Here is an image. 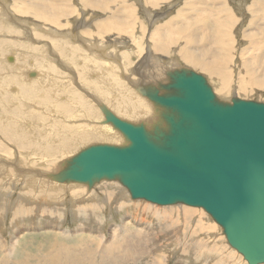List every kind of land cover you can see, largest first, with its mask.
Returning a JSON list of instances; mask_svg holds the SVG:
<instances>
[{
	"label": "rangeland",
	"instance_id": "374dc122",
	"mask_svg": "<svg viewBox=\"0 0 264 264\" xmlns=\"http://www.w3.org/2000/svg\"><path fill=\"white\" fill-rule=\"evenodd\" d=\"M27 1L45 2L50 6H57L66 17L55 21L53 25L55 28L51 30L57 28L64 32L54 37L50 33L49 22L43 19L37 20L30 10L24 15V19L28 20L27 23L31 21L27 26L20 20L4 21L0 7V87L3 86L5 91H11V87L12 89L16 87L18 93L28 102L27 107L24 105L26 109L19 103L7 109H0V161L12 162L9 165L0 162V264H248L240 253L229 246L220 226L202 208L184 204L164 206L143 199L133 200L130 199L126 188L118 181L102 180L90 189L84 184L76 185V183H70L68 188H64L65 183L54 186L52 180L46 178L48 176H42L58 172L61 163L87 146L102 143L121 145L126 141L122 136L121 141L117 140L113 143L96 134L95 129L90 126V123L97 124L93 121L95 118H90L92 121H88L87 117H84L88 111L93 116L103 115L93 99L88 100L89 98L86 99L82 94L81 97L77 89L72 87L80 102L83 101L82 98L87 101L77 113L72 106L62 100L68 92L65 87L48 86L40 89L36 94L32 88L21 83L17 69L24 70L35 66L33 69L36 72L51 77L58 70L56 60L64 56L60 60L69 63L76 77L82 79L85 72L84 63L89 62L94 54L89 45L77 41L76 35L79 33L89 40L92 39L87 32V26L79 27L76 33L73 29L76 23L103 24L114 21L134 26V32L144 27L146 32L140 41L146 47L150 42L147 32L151 26L153 28L154 25L169 22L172 29L194 27L212 20L217 16V12L223 14L222 17H226L227 21L223 29L232 33L236 40L233 43L235 61V53L237 52L238 55V51L240 53L241 49L249 45L247 41L250 40L249 37L255 38L256 34L251 33L259 27L264 28V13L260 16L254 11L259 0H169L168 5L160 3L147 7V10L154 15L153 18H157L153 25L146 23L141 0H131L136 6L130 0H68V4H63L59 0ZM7 2L6 6L9 5V9L10 5L15 6L14 0ZM224 5L225 8H222ZM160 10L163 12L157 14ZM14 16L19 17L15 14ZM73 21L75 23L70 25ZM33 23L40 24L42 30ZM26 26L29 30L27 28L24 30L23 27ZM67 26L73 27L72 31H68L70 35L65 31ZM246 30L250 34H246ZM100 38L103 42L112 39L106 33H102ZM57 41H61V51H58V48L55 50L54 44ZM127 41L131 43L129 39ZM42 42H49V48L42 45ZM24 45L27 48L23 47ZM252 47L250 49L257 53V50H254L256 48ZM74 49L79 53L73 52ZM9 57L12 59L9 60ZM127 60L130 62L129 58ZM178 65L174 70L182 66L181 63ZM246 70L247 67L240 75ZM194 72L204 75L198 71ZM233 72L234 75L237 74L236 66ZM62 75L68 77L70 73L68 71ZM252 79H257V70L256 74L252 75ZM129 92L126 90L118 93V90L112 89L108 93L112 96H110L112 102L117 104V115L131 123L144 121L143 123L151 125L153 123L151 119L142 120L143 118L135 113L140 114L143 108L147 111V105L142 107L143 101L132 99ZM111 93L117 96L113 97ZM250 94L240 95L241 98L239 95L235 97L264 103V86ZM139 95L150 102L155 111L152 102L140 93ZM105 96L107 98L106 94ZM232 96L234 95L228 98ZM132 107L135 108V112ZM19 113L22 118L16 123ZM63 115L67 117L74 115L75 120L78 119V124H82L84 129L64 130ZM22 121L25 122L24 125ZM42 122L47 123L45 129H42ZM86 123L88 124L84 125ZM38 128L42 133L37 132ZM67 145L69 146L66 147ZM40 160H44L43 166L36 162ZM15 165L19 169L27 170L16 169ZM33 169L40 170L39 177L33 179V176L28 174L31 178L26 176L23 178L20 175L22 172H32ZM78 186L82 187L81 191ZM91 190L93 193L88 198L79 199L82 193H89ZM167 207L169 211L166 215H162L161 212V215L156 213L159 209ZM184 208L194 211H182ZM140 220L145 223H141ZM99 235L104 237L99 239ZM222 258L225 260L222 261Z\"/></svg>",
	"mask_w": 264,
	"mask_h": 264
},
{
	"label": "water",
	"instance_id": "95a60500",
	"mask_svg": "<svg viewBox=\"0 0 264 264\" xmlns=\"http://www.w3.org/2000/svg\"><path fill=\"white\" fill-rule=\"evenodd\" d=\"M168 78L140 92L156 110L151 125L100 107L126 143L87 146L48 178L118 181L133 200L202 208L248 264L264 263V103L219 99L192 70Z\"/></svg>",
	"mask_w": 264,
	"mask_h": 264
},
{
	"label": "bare ground",
	"instance_id": "6f19581e",
	"mask_svg": "<svg viewBox=\"0 0 264 264\" xmlns=\"http://www.w3.org/2000/svg\"><path fill=\"white\" fill-rule=\"evenodd\" d=\"M14 1H15V6H13V4L11 3L12 5H10V9L12 8V10H10L8 7L9 5L6 6L7 0H0V7L2 8V14L4 16V21L15 22V20H20L21 22H25L28 26V24L29 25L31 24V21L29 20V23H27L28 20L24 19L25 17L24 15L29 13L28 10H30L34 18H36L37 20L38 19L47 20L49 22L48 26L51 30L52 28H55L53 25L58 18L66 17L62 15L60 8H58L57 6H50L46 4L45 2H40V3L32 2L31 3L27 0H14ZM59 1L62 2L63 4L69 3L68 0H59ZM141 1L143 2V14L145 16L146 23H148V25L149 24L153 25L157 21V18L156 19L153 18L154 15H152V13L147 10V7L149 5H158L160 3H163L165 5L169 4L168 3L169 0H141ZM131 2L136 6V3L134 1H131ZM30 6H33V7H30ZM222 8H225V5L222 6ZM254 11L259 13L260 16L262 13H264V0H259V2L256 5V10ZM162 12L163 10H160L157 14H161ZM14 14L18 15L19 17L14 16ZM216 14L217 16L214 17L212 20L200 23L199 25L194 26V27L189 26V27L172 29L171 28L172 26L169 22H165L160 25H154L153 28L151 26L150 27L151 29L149 30V32H147L150 42L147 43L146 47L144 43L140 41V39H143V36L146 32L144 27H140L137 31L134 32L135 30L134 26L126 25V24H122V23H118L114 21L105 22L103 24H97L95 22H88V23H83V24L76 23L73 26L74 28L67 26V28H65V31L67 32L72 31L71 28H73L75 32L77 33L78 32L77 29L79 27L87 26V32L90 34L92 40H89V38L81 35L80 33L76 35V38H77V41L81 42L82 44L89 45L90 49L93 51V54H94L93 58H91L89 62H85V63L83 62L84 67H85V72L83 73L84 75L82 79H78V77H76V74L72 71V67L69 66L70 65L69 63L62 61V59L60 60V58L64 56L56 60L58 64V70L54 72L55 74L52 72L54 76L50 77V75H44V73L40 74L39 72H36L33 69V67L35 66L31 68V67H28L29 65L27 66L28 68L24 70L17 69L18 70L17 73H18V76L20 77L21 83L24 86L27 85L29 88H32L36 94H38V91L40 89H45L48 86H50L51 88L52 86L53 87H65L68 92L66 96L62 98V100H64L67 104L72 106V108L75 109L77 113L80 112V107L82 105H85L86 99L89 98L88 100L93 99L94 102L97 103L99 107L101 108L105 107L110 112H112L114 115L119 117L118 116L119 114L117 115L116 113L117 104L112 102L113 99L110 98L111 95L109 96L108 93H110L112 89L118 90V93L119 91L125 92L126 90H129L130 91L129 93H131L129 94V96L132 99H135L137 101H143L142 107H146L147 105V108H148L147 111L145 110L146 108L145 109L143 108V111H141L140 114H138L137 112H135V108L132 107L136 115H138L140 118H143L142 120L151 119V122L157 119L156 118L157 115L155 112L156 110L154 111V109L152 108V105H150V102H147L144 98H142V96L140 97L139 93L143 89H146L148 87H151V86L157 87L159 84L167 82L169 80L168 75L170 73H173L176 70L187 69V70L198 71V72L203 73L204 74L203 76L205 78L206 76L208 77L206 79L209 82L215 95L219 99L225 100L230 95H234L232 97H235L238 95L239 97L240 95L248 96L247 94L253 93L256 90L261 89L262 86H264V28L259 27L258 30H255L251 33V34H256L255 38L249 37L250 40L245 39L248 41L249 45L245 49H241L240 53L238 51V55H237V52L235 53L236 59L234 61L233 59H234L235 44L233 45V43L236 40L232 36V33L223 29L227 21L226 17H222L223 14H221L220 12H217ZM74 23L75 21L71 22L70 25ZM27 26L23 27L24 30L26 28L28 29ZM35 26L38 29L42 30V28H40L41 26L40 24H35ZM45 30H48V29H45ZM63 32L64 31H60L57 28L50 31L51 35L54 37L59 36V34H62ZM102 33L109 34L110 37H112V39L106 40L103 42L102 39L100 38V35ZM246 34H250L248 30H246ZM37 36H40V35H37ZM71 38L73 39V37ZM204 38L206 39L205 41H204ZM127 39H129L131 43H128ZM42 45H45L48 48L50 46L49 42L47 43L42 42ZM224 45H228V46H224ZM54 46L56 47L55 50H57L58 48V51H61L60 50L61 41L60 42L57 41V43L54 44ZM23 47L27 48V46L25 45ZM68 47H71V46H68ZM250 47L256 48L254 50H257L258 54L255 51L253 52V50H251ZM66 50H69V49H66ZM62 51L65 52L64 50ZM75 51L79 53L78 50L74 49L73 52ZM59 55L61 56V53ZM51 57L52 56L50 55V58ZM127 58L130 59V62H128L129 60H127ZM177 62L178 64L181 63L182 66L179 69L174 70V67L179 66ZM50 63L52 64V62ZM54 64L55 63H53V65ZM74 66L76 67V65ZM235 66L237 68L236 75H234V72H233V68ZM245 67H247V70L244 72L243 75H240V73L243 72ZM256 70H257V79H252V75L256 74ZM53 71H55V69ZM68 71L70 73V76L65 77V75L64 76L62 75V73H66ZM40 72L42 73V71ZM30 73H34L32 75L33 78L32 77L28 78L30 77L29 76ZM80 74L82 76V73ZM72 87L77 89L80 96L83 97L82 95H84L86 99L84 100V98H82L83 101L80 102L78 97L74 94L73 92L74 90L71 89ZM104 93L107 95V98ZM116 96H117L116 94L113 95V97H116ZM123 98H125L124 95H123ZM245 99H247V97ZM227 100H229V98ZM17 103L22 104L21 105L22 107L24 105L27 107V104H28L26 99L23 98L18 93V90L16 87L13 89L11 87V91H5L3 86L0 87V109H3V108L7 109L13 104H17ZM86 104H87V101H86ZM25 106L24 108L26 109ZM32 107L33 106H31V108ZM127 114L128 113H126V115ZM90 115H92V113L88 111V114H85L84 117H87L88 121H92L90 120V118L91 119L95 118L93 121H96L97 124L94 125L93 123H90V126H92L93 129H95L97 135H99L100 137H103L105 140H108L109 142L112 141L114 143V141H117V140L121 141L122 134H119V132L116 131L111 126V124L105 123L103 115H101L100 117L97 116L98 114L97 115L95 114V116L93 115L90 116ZM16 118H17L16 119V123H17L18 119L22 118L20 116V113L18 114ZM119 118L122 119L121 117ZM63 122L64 123H62V128L64 130L65 129H75V130L80 131L81 129H84L82 124H78L79 120L78 119L75 120L74 115H72V117H67L63 115ZM21 123L22 125L25 124L24 121H22ZM34 124H33V127H34ZM46 124H47L46 122H42V127H43L42 129L46 128ZM87 124L88 123L84 125H87ZM37 132L42 133L41 129L39 128L37 129ZM68 146L69 145H67L66 147ZM0 162H4V164L7 163L8 165L12 163V162L9 163V160L0 161ZM36 162L41 163L40 166H43L44 160H40ZM15 168L17 169L18 166L15 165ZM19 170H27V169H19ZM39 172L40 170L36 171L35 169H33L32 172L26 171V172L20 173V175L23 178H25V176L28 178H31L28 176V174H31L33 176L32 178L34 179L40 176L38 174ZM48 175L49 174H43L42 176L46 177ZM46 178L48 179V177ZM71 183L75 184L74 182H71ZM52 184L55 186L59 183L52 181ZM65 184L66 185H64V188H68L69 187L68 184L70 183H65ZM76 185H81V184L76 183ZM79 187L81 186H78V189L81 191L82 187L81 188ZM91 193H93L92 190L89 193L84 192L81 194L79 199L83 200L85 198H88V196H90ZM43 199H41V201H43ZM167 209L168 207L161 209V210L160 209L158 210L157 208L156 210L158 211H156V213L160 214L161 212L162 215H166L167 212L169 211ZM182 211L193 212L194 210L184 208ZM140 222L145 223L142 220H140ZM99 237H100L99 239H102V237L104 236L99 235ZM104 244L105 242L102 244V246ZM223 259L224 258H222L221 260L223 261Z\"/></svg>",
	"mask_w": 264,
	"mask_h": 264
}]
</instances>
